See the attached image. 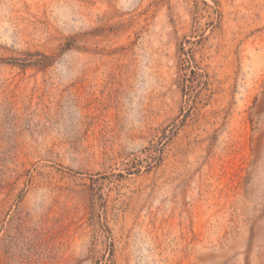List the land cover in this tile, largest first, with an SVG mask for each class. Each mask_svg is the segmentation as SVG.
<instances>
[{
    "label": "rangeland",
    "instance_id": "374dc122",
    "mask_svg": "<svg viewBox=\"0 0 264 264\" xmlns=\"http://www.w3.org/2000/svg\"><path fill=\"white\" fill-rule=\"evenodd\" d=\"M0 264H264V0H0Z\"/></svg>",
    "mask_w": 264,
    "mask_h": 264
}]
</instances>
